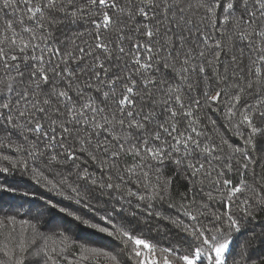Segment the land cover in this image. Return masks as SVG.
<instances>
[{
    "label": "snow or ice",
    "instance_id": "snow-or-ice-1",
    "mask_svg": "<svg viewBox=\"0 0 264 264\" xmlns=\"http://www.w3.org/2000/svg\"><path fill=\"white\" fill-rule=\"evenodd\" d=\"M0 264H264V0H0Z\"/></svg>",
    "mask_w": 264,
    "mask_h": 264
}]
</instances>
